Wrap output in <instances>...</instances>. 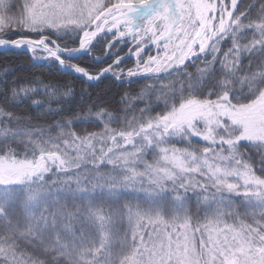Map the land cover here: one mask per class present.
<instances>
[{
    "label": "snow or ice",
    "instance_id": "obj_1",
    "mask_svg": "<svg viewBox=\"0 0 264 264\" xmlns=\"http://www.w3.org/2000/svg\"><path fill=\"white\" fill-rule=\"evenodd\" d=\"M0 53V264H264V0H0Z\"/></svg>",
    "mask_w": 264,
    "mask_h": 264
},
{
    "label": "trees",
    "instance_id": "obj_2",
    "mask_svg": "<svg viewBox=\"0 0 264 264\" xmlns=\"http://www.w3.org/2000/svg\"><path fill=\"white\" fill-rule=\"evenodd\" d=\"M248 2H251V0H244V3H248ZM102 48H103V44H98L96 48V53H94V55L95 54L102 55V51H101ZM6 55L7 54L0 53V63H3L5 61ZM108 62H111V61L109 60ZM15 63L20 67L21 71L23 72L30 71V67L27 65L25 57H20L19 59L15 60ZM126 63L128 64V66H131L133 62L131 60H128L126 61ZM105 83H107V81ZM133 87H136V85H133Z\"/></svg>",
    "mask_w": 264,
    "mask_h": 264
},
{
    "label": "rangeland",
    "instance_id": "obj_3",
    "mask_svg": "<svg viewBox=\"0 0 264 264\" xmlns=\"http://www.w3.org/2000/svg\"><path fill=\"white\" fill-rule=\"evenodd\" d=\"M118 47H121V48H123V52H121V55H123L124 53H126V52H127V48H126V47H124L123 45H119ZM131 61L134 63V59H132Z\"/></svg>",
    "mask_w": 264,
    "mask_h": 264
},
{
    "label": "bare ground",
    "instance_id": "obj_4",
    "mask_svg": "<svg viewBox=\"0 0 264 264\" xmlns=\"http://www.w3.org/2000/svg\"><path fill=\"white\" fill-rule=\"evenodd\" d=\"M134 59V58H133Z\"/></svg>",
    "mask_w": 264,
    "mask_h": 264
},
{
    "label": "water",
    "instance_id": "obj_5",
    "mask_svg": "<svg viewBox=\"0 0 264 264\" xmlns=\"http://www.w3.org/2000/svg\"><path fill=\"white\" fill-rule=\"evenodd\" d=\"M133 59V58H132Z\"/></svg>",
    "mask_w": 264,
    "mask_h": 264
}]
</instances>
